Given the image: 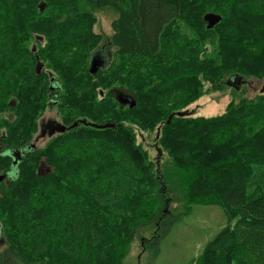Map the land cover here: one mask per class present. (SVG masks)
<instances>
[{"label": "trees", "instance_id": "trees-1", "mask_svg": "<svg viewBox=\"0 0 264 264\" xmlns=\"http://www.w3.org/2000/svg\"><path fill=\"white\" fill-rule=\"evenodd\" d=\"M95 11L115 15L109 51ZM210 14L220 21L208 29ZM98 48L104 61L92 75ZM225 77L264 79V0H0L3 150L27 148L38 117L59 102L70 130L47 152L29 150L0 193V264H122L133 234L162 221L167 180L188 204L226 216L195 264H264V96L167 123ZM124 90L133 107L115 101ZM126 124L161 125V180ZM42 156L46 176L36 174ZM10 160L0 157V171Z\"/></svg>", "mask_w": 264, "mask_h": 264}, {"label": "rangeland", "instance_id": "rangeland-1", "mask_svg": "<svg viewBox=\"0 0 264 264\" xmlns=\"http://www.w3.org/2000/svg\"><path fill=\"white\" fill-rule=\"evenodd\" d=\"M94 17L96 23L93 31L103 37L102 47L106 48L109 37L112 35L111 22L115 18V15L107 11H95ZM106 50L108 49L106 48ZM45 71H48V69L45 68ZM239 80L240 84L238 88H233L226 85L229 81L228 77H225L222 80L223 86L219 91H214L213 88H209V85L204 84L201 96L181 112H188L190 117L211 118L222 115L230 102L239 103V100H242V98L255 100L260 96H264V79L241 77ZM115 92L116 96L122 94L132 98L131 94L129 95L125 90ZM95 93L97 100H101L105 95V92H101L99 89ZM64 96L63 94L62 98ZM50 99L53 100L54 96H51ZM55 100H59V95ZM59 104L54 107H48L36 120L37 130L34 132L32 139L34 140L38 137L34 142L37 150L47 152L60 138L61 134L58 133L51 137H39V125L42 122L45 123L48 120H53L56 123L58 122L57 124L65 125V120L68 118L62 114ZM73 104L76 105V103ZM118 105L120 108L128 107V105L120 106L119 103ZM86 106H89V103ZM176 113L180 112H173L171 115ZM82 119L80 118V120ZM125 126L132 129L135 145L147 153L148 160L155 164L154 174L161 180L164 174V165L168 161L167 154L159 150L161 149L158 143L160 136L159 128L161 125L148 131H142L133 124H126ZM68 131L70 130L68 129L64 134ZM43 160H45L44 156L38 160L36 174L45 173L44 176H46L49 174V171L53 170H50L48 166H45L46 168L42 167ZM3 172L0 171V176ZM166 183L167 185H165L163 191L164 205L161 216L162 221L158 222L159 225L155 222L147 223L133 234V241L130 244L129 252L122 264H195L198 257L203 253L206 244L220 230L226 227L227 219L219 206L188 204L179 195V191H176L175 186L168 180ZM11 184L12 182L0 183V193L2 190H6ZM233 226L234 221L229 227L233 228ZM5 247L6 242L0 243V251L3 248L5 249Z\"/></svg>", "mask_w": 264, "mask_h": 264}, {"label": "water", "instance_id": "water-1", "mask_svg": "<svg viewBox=\"0 0 264 264\" xmlns=\"http://www.w3.org/2000/svg\"><path fill=\"white\" fill-rule=\"evenodd\" d=\"M205 20L208 22L207 28L209 29V28H212L214 25H216L220 21V17L213 15V14H210V15H207L205 17ZM103 61H104L103 54H101V53L93 54L91 61H90L89 72L92 75H94L97 72V70L99 69V67L102 65ZM39 70H40V68H39ZM228 81L229 82H227L226 85L233 87V88H238V85L240 84L239 78H233V79H230ZM230 81H233V82H230ZM116 100L120 104V106H127L128 105L129 107H133L135 105L134 100L131 97L125 96L122 94H118L116 97ZM187 115H189L188 112H180V113L173 114V115H171V117H169L167 123H169V121L171 120V118L173 116L184 117ZM82 124L89 125L95 129H113L114 128L113 124L94 125V124H87L85 121H82ZM56 125H57V129L54 131H56L58 133H64L67 129H69V128L64 127L61 124H56ZM73 126H77V123H75ZM15 154L19 155L20 153L16 152ZM159 155H160V153H159ZM43 165H45L44 162H43ZM38 176H44V174L38 173Z\"/></svg>", "mask_w": 264, "mask_h": 264}, {"label": "flooded vegetation", "instance_id": "flooded-vegetation-1", "mask_svg": "<svg viewBox=\"0 0 264 264\" xmlns=\"http://www.w3.org/2000/svg\"><path fill=\"white\" fill-rule=\"evenodd\" d=\"M98 49L99 50H97L96 53L103 54V51L101 50L102 48H98ZM51 96H54V95H51ZM57 123L53 120H48L45 123L44 122L40 123V125H39V137H43V136L51 137V136L56 135L58 132H56L54 130L57 129V125H56ZM37 139H38V137H36L34 140L32 139L31 143L29 144V146L27 148L19 151V153H20L19 155L15 154L18 151H12L10 153V155L6 154L5 150H3V148H5V147H3V144H2L1 139H0V157H2L4 159H6L7 157L11 158V160H10V162H11L10 167L11 168H9L8 171L3 172V174H1L0 183H2V182H13L14 180H16V177L18 176V165H19V163L21 162V160L25 156V154L29 152V150H34L36 148V146L34 145V142ZM43 162H45V160H43ZM45 166L46 165H43L42 167L46 168ZM43 174H45V173H43Z\"/></svg>", "mask_w": 264, "mask_h": 264}]
</instances>
